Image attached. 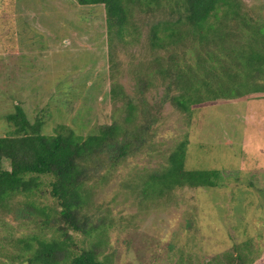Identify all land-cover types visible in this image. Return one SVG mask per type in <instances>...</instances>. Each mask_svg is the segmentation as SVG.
<instances>
[{"label": "rangeland", "instance_id": "obj_1", "mask_svg": "<svg viewBox=\"0 0 264 264\" xmlns=\"http://www.w3.org/2000/svg\"><path fill=\"white\" fill-rule=\"evenodd\" d=\"M240 1L253 23L262 22L264 0ZM139 17L135 12L138 31L111 48L102 5L0 0V136L13 129L6 116L17 104L31 122L42 118L44 134L65 125L86 136L123 122V101L114 100L111 87L116 83L130 97L139 96L143 63L152 57L148 27ZM194 59L191 53L180 56L182 66ZM161 79L142 95L156 119L149 145L87 185L89 212L106 216L108 225L102 235L76 234L79 246L89 248L103 237L101 258L108 256L111 264H229L239 252L264 264V94L209 101L183 113L164 101ZM181 143L185 167L218 170L217 185L144 197L142 181L164 168ZM41 180L43 194L18 195L12 202L55 207L52 178ZM28 215L0 209V264H29L22 240L52 236Z\"/></svg>", "mask_w": 264, "mask_h": 264}, {"label": "trees", "instance_id": "obj_2", "mask_svg": "<svg viewBox=\"0 0 264 264\" xmlns=\"http://www.w3.org/2000/svg\"><path fill=\"white\" fill-rule=\"evenodd\" d=\"M76 1L104 7L111 48L138 31L134 20L138 12L139 22L148 27L152 57L143 63L139 81L144 89L139 96L130 97L113 83L111 96L124 104L123 122L103 124L96 133L82 136L59 125L54 134H44L42 118L31 122L18 104L6 116L13 129L0 136V209L26 212L42 231H53L50 238L35 235L22 240L30 253L29 264H111L108 256L101 258L103 237L89 248L80 247L75 237L102 235L108 225L106 216L89 212L87 185L149 145L156 119L144 108L142 95L157 76L165 85L164 101L183 113L209 101L264 94V19L253 23L240 0ZM189 53L194 63L182 66L181 54ZM110 63H114L112 54ZM185 156V143H181L169 154L164 168L142 181L141 194L151 198L177 187L217 185L218 170L187 169ZM4 161L9 162L8 169ZM42 177L52 178L48 186L55 207L39 206L31 199L12 202L18 195L43 194ZM254 263L242 252L229 261Z\"/></svg>", "mask_w": 264, "mask_h": 264}]
</instances>
